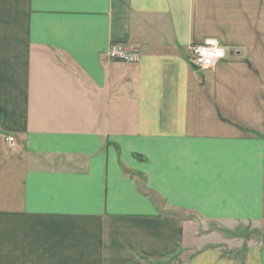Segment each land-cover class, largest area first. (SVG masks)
<instances>
[{
  "label": "crops",
  "instance_id": "obj_1",
  "mask_svg": "<svg viewBox=\"0 0 264 264\" xmlns=\"http://www.w3.org/2000/svg\"><path fill=\"white\" fill-rule=\"evenodd\" d=\"M188 215L264 224V0H0V264H264Z\"/></svg>",
  "mask_w": 264,
  "mask_h": 264
},
{
  "label": "rangeland",
  "instance_id": "obj_2",
  "mask_svg": "<svg viewBox=\"0 0 264 264\" xmlns=\"http://www.w3.org/2000/svg\"><path fill=\"white\" fill-rule=\"evenodd\" d=\"M187 218L191 221L189 222L192 223V225L190 224L191 231L195 232V237L197 236L198 238H206V236L210 234L214 242L226 243L232 247H244L249 243L264 245V224L259 226L255 224H239L233 226L231 231H228L226 229H220L215 225L201 224L197 218L191 215H188Z\"/></svg>",
  "mask_w": 264,
  "mask_h": 264
},
{
  "label": "built area",
  "instance_id": "obj_3",
  "mask_svg": "<svg viewBox=\"0 0 264 264\" xmlns=\"http://www.w3.org/2000/svg\"><path fill=\"white\" fill-rule=\"evenodd\" d=\"M209 41V40H207ZM216 47L222 49L224 51V56L222 59L219 60H213L212 66L208 67L207 69L214 68L220 61H222L225 58V50L219 44L216 42ZM207 49L212 50L210 45H206L205 42L202 45L198 46H190L189 47V64L191 67H194L196 69H202L204 70L203 66V59L198 55L196 52V49ZM105 58L109 60L110 62H117L121 64H134L137 62L136 55L134 51L127 45L120 43V42H112L106 52ZM6 142H8L10 145L14 144V138L11 136H8Z\"/></svg>",
  "mask_w": 264,
  "mask_h": 264
},
{
  "label": "clouds",
  "instance_id": "obj_4",
  "mask_svg": "<svg viewBox=\"0 0 264 264\" xmlns=\"http://www.w3.org/2000/svg\"><path fill=\"white\" fill-rule=\"evenodd\" d=\"M206 45H210L212 50H207V49H196V52L198 55L203 59V66L205 69L208 67L212 66L213 60H219L222 59L224 56V51L218 47H216V41L214 40H209L205 41Z\"/></svg>",
  "mask_w": 264,
  "mask_h": 264
}]
</instances>
